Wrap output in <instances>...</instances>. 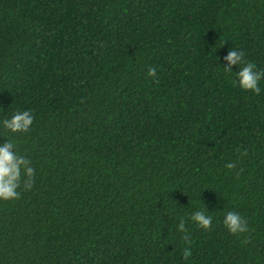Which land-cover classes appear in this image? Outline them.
<instances>
[{"label": "trees", "instance_id": "16d2710c", "mask_svg": "<svg viewBox=\"0 0 264 264\" xmlns=\"http://www.w3.org/2000/svg\"><path fill=\"white\" fill-rule=\"evenodd\" d=\"M233 48L264 70V0H0V119L35 117L0 264H264V80L218 69Z\"/></svg>", "mask_w": 264, "mask_h": 264}, {"label": "clouds", "instance_id": "9594fccd", "mask_svg": "<svg viewBox=\"0 0 264 264\" xmlns=\"http://www.w3.org/2000/svg\"><path fill=\"white\" fill-rule=\"evenodd\" d=\"M213 48L209 52L211 54ZM216 55V53H215ZM227 67L218 69L224 74H232L233 67H238L239 71L235 74L234 83L245 92H252L259 95L261 93L260 82L264 80V70H259L255 63L247 61L243 51L233 48L229 50L224 58ZM217 61V56H216ZM155 69H149L147 75L155 76ZM34 114L31 110H15L9 116L0 119V131L9 134L6 142L0 143V201H12L20 196V189L30 188L35 169L32 161L26 155H22L17 150V144L12 137L18 134L27 133L34 124ZM228 168L235 167L228 164ZM207 230L212 226L213 215L210 214L205 206L196 205V210L191 212L187 218H181L177 225V232L183 233V239H189L187 223ZM223 227L231 234H243L248 231V222L236 211H224ZM187 259L190 252L187 248L183 253Z\"/></svg>", "mask_w": 264, "mask_h": 264}]
</instances>
